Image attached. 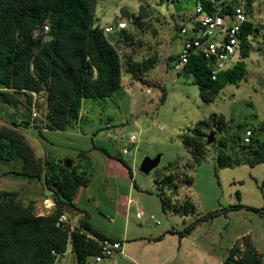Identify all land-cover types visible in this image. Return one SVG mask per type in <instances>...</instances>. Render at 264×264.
Returning <instances> with one entry per match:
<instances>
[{"label": "rangeland", "instance_id": "rangeland-1", "mask_svg": "<svg viewBox=\"0 0 264 264\" xmlns=\"http://www.w3.org/2000/svg\"><path fill=\"white\" fill-rule=\"evenodd\" d=\"M195 7L196 0H97V23L114 27L121 21L128 24L126 34L131 40L126 41L118 32L114 38L121 41L118 49L123 63V87L111 97L84 100L80 119L74 127L67 130L44 128L48 115L47 105L43 103L45 98H40L39 107H33L30 129L12 126L6 110L0 107V127L5 125L19 129L36 158L52 161L55 158L53 154H56L64 161L71 159V165L79 170L89 172L92 181L78 203L87 204L91 210L96 208L102 218L116 204L126 207L128 184L133 185V181L136 182V187L132 186L136 205L134 208L141 211V220H150L153 214L160 221L162 230L171 225L182 230L199 217L232 204L242 203L253 207L264 205V189L261 187L264 162L255 166L248 163L222 166L212 146L218 138L229 133L232 141L227 152L239 159L242 150L246 151V148L240 147L238 136L244 134V142L247 130L254 127L259 139L264 141V0H254L248 16L258 30L251 36L249 57L243 59L247 68L245 79L238 84L226 85L211 102L201 98L200 86L192 74L175 69L172 60L168 63L170 54L177 59L185 41V36L179 30L182 26L192 24ZM130 12L136 14L139 25L134 24L135 19L129 16ZM142 13L143 16L139 15ZM153 56H157V61L148 69L145 61ZM129 57L141 63L143 70L146 69L141 79L134 78L127 70ZM238 58L236 55L234 62L239 61ZM36 98H33V102ZM13 111L14 108H9L10 113ZM20 111L19 116L26 118L28 111L25 104L21 105ZM214 114L223 115L231 126L228 124L220 133L214 127L204 129L206 139L210 131L216 132L214 142L206 147V159L196 162L189 170L187 165L193 164V158L185 148L182 137L189 134V128L198 121ZM36 126L44 129V137L40 136ZM107 126L110 130L125 127L127 134H137V150L131 145L130 153L123 154L126 142L107 137ZM95 145L112 153H121L131 167L132 176L130 170L121 164L119 169L123 172H117L116 162ZM219 147L222 146L217 145ZM157 154H162L160 165L149 174L142 173L140 165L143 159ZM171 162L175 163L174 170L178 174L188 172L193 177L192 185L181 186L176 196L181 202L188 199L195 206L192 212L178 213L173 211L172 206L164 209L157 194L164 191L168 197L171 195L168 186L157 182L163 173L169 172L165 167ZM84 166H89V169H83ZM9 168L0 162V191H15L26 203L34 201V211L44 215L45 202L52 199L46 200L44 197L47 190L43 182L6 174ZM116 179L128 187L121 188L120 196H117ZM47 203L52 205L50 201ZM66 211L72 213L73 209L68 207ZM133 213L136 217L135 209ZM192 232L184 246L200 242L201 246L207 247L208 255L203 257L184 253V263L224 264L229 250L243 235H250L255 246L264 245V214L248 208L225 211L199 222ZM69 259V264L76 261L74 254Z\"/></svg>", "mask_w": 264, "mask_h": 264}, {"label": "trees", "instance_id": "trees-1", "mask_svg": "<svg viewBox=\"0 0 264 264\" xmlns=\"http://www.w3.org/2000/svg\"><path fill=\"white\" fill-rule=\"evenodd\" d=\"M201 3L209 5L208 0H201ZM253 3L254 0H245L243 3L247 17ZM96 4L97 0H0V107L6 110L12 126L30 129L33 107H39L40 98H45L43 103L47 105L48 115L44 128L67 130L80 119L84 100L111 97L122 89L123 63L118 49L121 41L114 38L117 32L126 41L131 40V37L126 34V28L106 33L105 27L108 25L102 26L96 22ZM139 15L143 16V13ZM129 16L135 19L134 24L139 25L134 12H130ZM257 30L248 17L240 32V60L219 71L217 79L212 78L209 60L204 55L194 54L190 57L183 71L195 77L200 86V96L205 102L213 101L226 85L238 84L245 79L247 68L243 59L250 55L251 36ZM180 53L177 59L170 55L168 63L172 60L175 67ZM156 61L157 56L147 58L144 66L149 69ZM143 68L141 63L129 57L127 70L134 78L141 79L145 75L146 69ZM34 97H37L35 102ZM22 104L28 111L26 118L19 116ZM11 107L15 109L12 113L9 112ZM228 124L229 121L223 115L214 114L198 121L189 128V134L183 135V144L193 158V164L187 165L189 170L196 162L206 159L208 143L204 129L214 127L220 133ZM36 128L40 136L44 137V129ZM19 129L5 125L0 127V162L10 166L6 174L42 181L47 190L44 197H50L55 204L48 214L39 215L34 211V201L26 203L15 191H0V264H56L69 246L76 264H88L90 258L101 252L99 243L91 239L89 234L106 236L92 227L86 218L71 233L65 226H57V221L65 215L68 207H76L74 199L78 189L88 186L91 181L89 172L79 170L73 164L67 167L62 159L51 161L36 158ZM251 131L249 143L243 142L244 134L237 137L240 147L246 148L239 159L227 152L232 141L229 133L212 144L222 166L241 163L255 166L264 162V141L259 139L254 127ZM217 145L223 148H217ZM99 148L106 155L124 163L131 173V167L121 153ZM174 166V162L166 166L165 170L169 172L163 173L161 180H157L159 184L170 188V197L164 191L157 194L164 209L172 206L173 211L178 213L192 212L195 206L188 199L181 202L176 196L181 186L192 185L193 177L188 172L178 174ZM261 187L264 189V180ZM242 208L264 214V205L253 207L237 203L203 215L182 230L169 232L183 237L203 220ZM223 262L264 264V256L250 235H243L231 247Z\"/></svg>", "mask_w": 264, "mask_h": 264}, {"label": "built area", "instance_id": "built-area-1", "mask_svg": "<svg viewBox=\"0 0 264 264\" xmlns=\"http://www.w3.org/2000/svg\"><path fill=\"white\" fill-rule=\"evenodd\" d=\"M244 1L208 0V6L198 2L195 7L194 24L191 27L183 26L180 29V32L185 36V41L179 60L175 64V69L184 70L190 57L194 54L204 55L209 60V68L213 79H217L219 71L233 65L235 56H239L240 32L243 24L248 20ZM127 25L126 21L119 22L117 27L108 25L105 27V32L113 33L116 30L125 29ZM33 95L35 96L34 92ZM125 131V129H108L106 135L115 141L126 142L122 152L123 154H129L131 145H134L135 151L137 150L139 136L135 133L127 134ZM251 135V129L247 130L244 137L246 143L250 142ZM47 201L45 202V208L49 213L55 203L53 199L49 200L52 205L48 204ZM137 216L141 217V212L137 213ZM150 218L157 224L160 223L154 215H151ZM57 226H65L71 233L79 227V224L74 223L65 214L58 219ZM89 237L98 242L101 247V252L93 257L94 264H104L106 258L112 257L122 249L120 240L90 234Z\"/></svg>", "mask_w": 264, "mask_h": 264}, {"label": "crops", "instance_id": "crops-1", "mask_svg": "<svg viewBox=\"0 0 264 264\" xmlns=\"http://www.w3.org/2000/svg\"><path fill=\"white\" fill-rule=\"evenodd\" d=\"M198 2H201V0H196V5ZM192 25L193 22L190 26L187 27H191ZM180 51L181 49L179 50V52ZM53 155L56 159H59L56 154ZM109 157L116 162L115 166L118 167L116 171L122 174L123 171L119 169L121 168L119 167V164H121L122 166L126 165L114 157ZM79 165L80 167H82L81 164ZM83 169L87 170L89 169V166H84ZM124 174L126 175V173ZM92 176L93 175H91V177ZM128 185L129 188L127 187V184L122 183L119 179H116L115 186L117 187V196H120V190L122 187L124 188L125 186L126 188H128L127 205L123 208L120 205H114L115 207L113 209H110V212H108L106 216H104V218L98 215V213L96 212V208L91 210L87 206V204L81 205L78 203V199L80 198V196H82L89 185L81 186L78 189L74 199L76 207L72 208L73 212L67 213L66 211V215L74 223L79 224L80 222L78 221V219H80L81 221L83 218H86L92 227L97 229L106 237L121 241V251L116 252L112 257L106 258L104 264H186L184 263V259L182 258V255L184 253L192 254L193 256L204 255L203 257L208 255L206 250L207 247L201 246L202 244L200 242L198 244L195 243L192 246H184V244L187 243L186 240H190V236L193 232L181 237L179 234L169 232L171 230H180L174 225H171L168 228L162 230L161 224H157L152 219L141 220L143 218V215L141 217L137 216V213H140L141 211H139L137 207L134 208V206L136 205L134 200V190L132 189V186L136 187V182L133 181V185ZM133 209H135L136 211V217H134ZM43 214H48L47 210L46 213L44 211ZM132 221L135 222L133 223ZM256 248L264 256V245H262V247L256 245ZM71 254L73 255V253L71 252V246H69L68 251L58 258L56 264H69V258L71 257ZM72 263L73 262H71V264ZM74 264H76L75 260ZM88 264H94V259H89Z\"/></svg>", "mask_w": 264, "mask_h": 264}, {"label": "water", "instance_id": "water-1", "mask_svg": "<svg viewBox=\"0 0 264 264\" xmlns=\"http://www.w3.org/2000/svg\"><path fill=\"white\" fill-rule=\"evenodd\" d=\"M215 133H216L215 131H210L207 137L208 144L214 142ZM161 159H162V154H157L154 157L146 156L140 165V171L144 174H149L153 169L157 168L160 165ZM71 162H72L71 159H67L65 161V165L69 167L71 165Z\"/></svg>", "mask_w": 264, "mask_h": 264}]
</instances>
